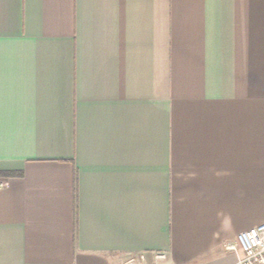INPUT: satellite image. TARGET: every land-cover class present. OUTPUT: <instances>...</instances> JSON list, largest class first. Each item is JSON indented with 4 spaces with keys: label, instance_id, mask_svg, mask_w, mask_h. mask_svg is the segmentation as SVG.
I'll use <instances>...</instances> for the list:
<instances>
[{
    "label": "crops",
    "instance_id": "crops-1",
    "mask_svg": "<svg viewBox=\"0 0 264 264\" xmlns=\"http://www.w3.org/2000/svg\"><path fill=\"white\" fill-rule=\"evenodd\" d=\"M0 264H233L264 223V0H0Z\"/></svg>",
    "mask_w": 264,
    "mask_h": 264
},
{
    "label": "built area",
    "instance_id": "built-area-1",
    "mask_svg": "<svg viewBox=\"0 0 264 264\" xmlns=\"http://www.w3.org/2000/svg\"><path fill=\"white\" fill-rule=\"evenodd\" d=\"M228 248L236 253L233 264H264V223L240 232Z\"/></svg>",
    "mask_w": 264,
    "mask_h": 264
},
{
    "label": "trees",
    "instance_id": "trees-1",
    "mask_svg": "<svg viewBox=\"0 0 264 264\" xmlns=\"http://www.w3.org/2000/svg\"><path fill=\"white\" fill-rule=\"evenodd\" d=\"M1 175L5 176H19L22 173L21 172H15V171H6V172H0Z\"/></svg>",
    "mask_w": 264,
    "mask_h": 264
}]
</instances>
